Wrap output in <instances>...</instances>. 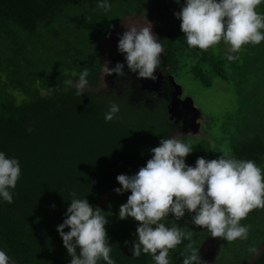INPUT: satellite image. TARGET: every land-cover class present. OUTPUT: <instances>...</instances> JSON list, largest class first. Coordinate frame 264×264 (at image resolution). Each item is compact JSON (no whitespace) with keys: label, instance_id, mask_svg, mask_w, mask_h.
<instances>
[{"label":"trees","instance_id":"obj_1","mask_svg":"<svg viewBox=\"0 0 264 264\" xmlns=\"http://www.w3.org/2000/svg\"><path fill=\"white\" fill-rule=\"evenodd\" d=\"M150 2L159 6L160 15L180 22L174 13L180 11L184 0ZM117 3L104 10L98 7V0H0V68L10 70L20 86L22 70L26 73L22 78H30L37 92L35 82L44 75L42 59L56 38L72 28L88 35L108 34L126 13L144 2ZM165 46V75L184 65L204 87H213L218 79L234 80L241 90L246 87L238 92L239 109L229 120L228 133L235 140L230 150L235 157L255 160L264 168V50L256 55L260 67L254 72L240 53L238 60L230 62L214 48H189L180 26L168 34ZM75 70L77 74L89 73L92 68L88 65ZM125 72L127 77L126 65ZM51 82L44 76L40 87L48 88ZM11 86L15 87L12 77L0 84V151L18 158L22 172L13 190V203L0 200V248L16 264H70L71 257L56 229L70 206V194L75 192L107 215L111 256L116 264H154L150 253L133 257L129 251L138 222L132 218L122 221L118 214L131 193L118 195L114 189L121 187L118 175L137 173L151 159L150 149L157 147L161 138L175 134L168 99L149 106L144 100L131 103L128 91L120 96L115 90L87 89L78 96L76 88H68L18 101L9 93ZM247 91L254 96H248ZM111 102L119 104L120 112L106 122L104 115ZM28 127L33 129L31 133ZM193 148L185 158L192 166L200 156L208 159L210 145L200 143ZM104 196L112 197L116 208L101 205ZM200 239L191 232V239H184L174 254L170 253V264H183L193 249L198 250ZM248 260L244 264H264V250L252 262Z\"/></svg>","mask_w":264,"mask_h":264},{"label":"clouds","instance_id":"obj_2","mask_svg":"<svg viewBox=\"0 0 264 264\" xmlns=\"http://www.w3.org/2000/svg\"><path fill=\"white\" fill-rule=\"evenodd\" d=\"M261 3L264 0H184L174 15L181 22L180 30L189 48L208 50L224 42L230 46V53L237 54L226 56L231 62L239 59L238 53L244 45L264 42V13L257 11ZM98 7L110 10V0H98ZM126 28L117 45L124 62L113 67L106 64L107 75L125 77L126 64L128 72L136 74L138 80L156 81L157 70L163 71L161 40L153 33L151 24ZM73 75H78L74 85L76 95H83L89 73L84 70ZM64 84L72 87L74 81L69 78ZM119 112V104L111 102L105 121H112ZM27 131L31 133L33 129L28 127ZM193 151L191 141L163 137L157 147L150 149L151 159L146 166L134 175L116 177L121 186L114 189L116 194L131 193L120 206L119 219L132 218L138 222L129 249L133 257L150 253L154 264H170V250L184 239H191V232H184L179 224L169 228L161 222L169 214L177 221L183 219L185 224L206 228L213 237L235 241L248 237L249 226L241 221L249 212L264 209V168L255 160L240 159L230 150H222L219 152L222 155L215 159L200 156L195 166H189L185 158ZM21 172L19 159L0 151V200L13 203V190ZM70 195V206L56 229L71 257L70 264H100V261L116 264L111 256L107 215L90 205L87 198H79L75 192ZM0 264H16V261L0 248ZM183 264L207 262L193 249Z\"/></svg>","mask_w":264,"mask_h":264},{"label":"rangeland","instance_id":"obj_3","mask_svg":"<svg viewBox=\"0 0 264 264\" xmlns=\"http://www.w3.org/2000/svg\"><path fill=\"white\" fill-rule=\"evenodd\" d=\"M118 1L120 0L111 1L113 7L118 5ZM130 1L132 4L144 3L136 6L137 9L126 13L112 30L107 31L108 34L88 35L77 28H72L65 35L56 38L55 43L42 59L44 75L35 82L34 86L38 89L37 92L32 87L33 82L30 81V78H22L26 75V73H22V70L19 74L20 83H22L20 86L17 84L18 79L10 76V70L1 67L0 84L2 85L4 82L6 84L12 77L15 87L11 86L9 93L15 96L18 101L35 98L37 95L50 96L56 91L63 92L68 88H75V82L78 80V75H73V73H77L75 69H87L89 65L92 70L87 77L88 85L85 90L104 89L108 93L115 90V93L120 96L125 95V91H128L131 95V103L144 100V105L149 106H153L161 98L168 99L169 114L175 123L173 136H179L181 140H183L181 137H186L185 142L191 141L193 146L206 143L211 147L207 153L208 159L217 158L222 155L219 153L222 150H230L231 144L235 141L233 136L228 133V124L230 117L235 116L237 114L235 112L239 109L240 96L238 92L246 91V85H243L242 87L245 88L241 90L240 87L237 88L234 80L224 82L218 79L213 87L207 88L195 79L187 69L188 67L184 65H180L178 71L172 75H165L158 69L156 81L138 80L136 74L133 73H128L129 75L122 79L118 78L116 74L108 76L105 71L106 64L113 67L118 62H124V57L118 52L117 45L118 38L127 30L126 27H145L151 24L153 33L161 40L164 49L168 34L172 33V29H176V26H180L181 23L172 20L165 14L160 15L159 6L154 5L153 2H150L151 0ZM257 11L264 13V3L257 6ZM213 48L222 57H226L228 54L237 55L230 53V46L224 42ZM262 50H264V42L259 45H244L239 52L247 59L246 62H250L248 65L254 72L260 67L256 55ZM161 57L164 62L163 53ZM163 68H168V65L163 63ZM44 76L52 80L48 88L40 87L43 85ZM69 78L74 81L72 87H66L64 84V81ZM247 92L248 96L253 94ZM186 163L192 166L188 160ZM101 202V205L116 208L112 197L104 196L101 198ZM185 218L187 219V213ZM164 219L167 220L166 226L169 228L179 224L184 232L195 231L198 234L201 239L198 242L197 251L207 264H244L248 259V262H252L253 258L264 250V209L262 208L253 209L241 221V224L248 225L250 229L245 240L226 241L221 237H213L206 228L194 226L191 223L185 224L183 219L177 221L171 214ZM253 248L256 250L255 252L250 251ZM174 252L175 248L170 250V253L174 254Z\"/></svg>","mask_w":264,"mask_h":264}]
</instances>
